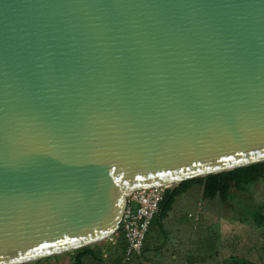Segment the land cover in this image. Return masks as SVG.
Listing matches in <instances>:
<instances>
[{
  "label": "water",
  "instance_id": "obj_1",
  "mask_svg": "<svg viewBox=\"0 0 264 264\" xmlns=\"http://www.w3.org/2000/svg\"><path fill=\"white\" fill-rule=\"evenodd\" d=\"M264 162V0H0V264L118 232L127 197Z\"/></svg>",
  "mask_w": 264,
  "mask_h": 264
},
{
  "label": "rangeland",
  "instance_id": "obj_2",
  "mask_svg": "<svg viewBox=\"0 0 264 264\" xmlns=\"http://www.w3.org/2000/svg\"><path fill=\"white\" fill-rule=\"evenodd\" d=\"M199 189L202 188L199 187ZM183 196L185 194L177 200L174 211L170 213V216L174 219V215H177L185 227L183 233L186 237L190 236L192 238V242H189L186 247L189 248V245H191V256L194 257L195 263L211 264L206 259L207 256L208 258L216 257L219 254V257H225V252L227 255L239 252L240 256L228 257L225 262H228V264H244L246 261L247 264H264V226H259L256 220L258 211L264 215V178L259 179L246 189L233 190L232 197L227 203L222 204L219 198L210 202L206 200L207 210L212 211L215 217L206 234H204V230L196 227L197 207L186 205V198ZM156 225L158 226L157 223ZM166 229L169 233L171 227L167 226ZM182 229L183 227L180 228V230ZM114 235L117 237L119 230ZM165 238L166 236L161 238L163 243H165ZM113 240L115 239L109 238L91 247L97 249L102 246L104 249H108ZM107 251L108 253L104 251L102 256L103 259L109 260L111 251L109 249ZM147 252V256L152 257L155 262V254L152 250ZM73 253L75 252L50 257L48 260H41L39 264H72L73 257L71 255H74ZM188 260L190 261L186 257L182 264H187ZM94 263L92 261V264ZM88 264H91L90 261Z\"/></svg>",
  "mask_w": 264,
  "mask_h": 264
},
{
  "label": "crops",
  "instance_id": "obj_3",
  "mask_svg": "<svg viewBox=\"0 0 264 264\" xmlns=\"http://www.w3.org/2000/svg\"><path fill=\"white\" fill-rule=\"evenodd\" d=\"M202 188V187H201ZM186 198V205H193L194 207H197V217L196 222L197 226L200 230H204L206 234L207 229L210 227L211 223L214 222V213L212 211L207 210L206 200L207 201H213L209 200L204 196V190L197 188L196 186L192 187L190 190H188L186 193H184ZM182 194V195H184ZM178 196L175 199V202L171 208V210L166 214L164 219H160V215L162 214V209L160 207L158 214L155 216V219L150 227V230L146 236L144 247L142 251V255L135 256L130 263L124 262V252L125 248L127 247V243L123 237V234H119L117 237L112 236L111 238L115 239L113 240V243H110V247L115 246L116 252L118 249L120 250L121 247L124 248V252H117L120 255H116V253L111 254V257H109V260L103 259L102 264H117V262L122 261L120 264H182V261L187 257L190 259L188 260L187 264H194V257L191 256V245H189V248L186 247V245L189 242H192V238L189 236H185L183 233L184 225L180 222L177 215H174V219H172V216H170V213L174 211L175 205L177 203V200L182 196ZM223 204V203H222ZM158 224V226L156 225ZM167 226L171 227V230L169 233H167ZM212 226V225H211ZM183 227L182 230L180 228ZM203 234V235H204ZM163 236H166L165 243L162 242L161 238ZM91 247V246H90ZM117 247V248H116ZM148 250H152V252L155 254L154 258L156 261L152 259V257L147 256ZM152 253V254H153ZM219 254L216 255V257H206L207 260L210 261L211 264H226V259L231 256H240L239 252L237 254L233 255H227L225 252V257H219ZM74 258V255H71ZM71 257V258H72ZM58 258V257H57ZM72 258V259H73ZM225 258V259H224ZM221 259H223L221 261ZM45 260V259H44ZM206 260V262H207ZM92 264V260L90 258H85L84 264ZM200 261V260H199ZM72 262V261H71ZM98 264V263H94ZM195 264H199V262H196Z\"/></svg>",
  "mask_w": 264,
  "mask_h": 264
},
{
  "label": "trees",
  "instance_id": "obj_4",
  "mask_svg": "<svg viewBox=\"0 0 264 264\" xmlns=\"http://www.w3.org/2000/svg\"><path fill=\"white\" fill-rule=\"evenodd\" d=\"M261 178H264V162L253 164L247 167L237 168L232 171L222 172L219 174L208 175L206 177H200L185 181L179 187H177L174 192H171L170 189L166 191L164 200L160 205L162 209L160 219H164L166 214L171 210L176 197L186 193L194 186L202 187L204 190V196L207 199L215 200L216 198H219L220 201L224 204L231 199L233 190L246 189L247 187L255 184ZM256 215V220L258 221L259 226L263 227L264 215H262V213L259 211ZM121 232H123V230L120 226L119 234H123ZM124 248L125 247L123 246L120 248V250L118 249V251L124 252ZM108 249L109 251H111V254L116 253L117 256L120 255L117 253L118 251L116 252L115 246L110 247ZM108 249H104L102 246H100L97 249L87 247L85 249L73 251L75 253H73L74 258L72 260V264H84L85 258H90L93 262L102 264V255L104 251L108 253ZM48 259L49 258H47V260ZM39 262L41 261L35 263L39 264ZM121 262L122 261H120L119 259L117 264H120ZM226 264H228V262ZM244 264H247V262L245 261Z\"/></svg>",
  "mask_w": 264,
  "mask_h": 264
},
{
  "label": "built area",
  "instance_id": "obj_5",
  "mask_svg": "<svg viewBox=\"0 0 264 264\" xmlns=\"http://www.w3.org/2000/svg\"><path fill=\"white\" fill-rule=\"evenodd\" d=\"M168 187H151L130 194L121 228L127 248L124 262L130 263L135 256L142 255L144 242L158 214Z\"/></svg>",
  "mask_w": 264,
  "mask_h": 264
}]
</instances>
